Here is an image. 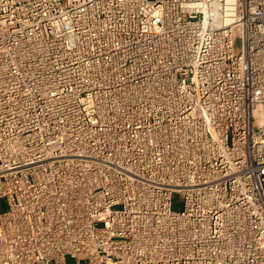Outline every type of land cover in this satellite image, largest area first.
Instances as JSON below:
<instances>
[{
  "label": "built area",
  "instance_id": "obj_1",
  "mask_svg": "<svg viewBox=\"0 0 264 264\" xmlns=\"http://www.w3.org/2000/svg\"><path fill=\"white\" fill-rule=\"evenodd\" d=\"M1 199L0 264H264V0H0Z\"/></svg>",
  "mask_w": 264,
  "mask_h": 264
},
{
  "label": "rangeland",
  "instance_id": "obj_2",
  "mask_svg": "<svg viewBox=\"0 0 264 264\" xmlns=\"http://www.w3.org/2000/svg\"><path fill=\"white\" fill-rule=\"evenodd\" d=\"M182 208V200L179 195H175L173 199V209L179 210ZM7 210V203L5 199L0 200V212H5Z\"/></svg>",
  "mask_w": 264,
  "mask_h": 264
},
{
  "label": "crops",
  "instance_id": "obj_3",
  "mask_svg": "<svg viewBox=\"0 0 264 264\" xmlns=\"http://www.w3.org/2000/svg\"><path fill=\"white\" fill-rule=\"evenodd\" d=\"M54 264V263H52ZM64 264H75V261L73 259H67Z\"/></svg>",
  "mask_w": 264,
  "mask_h": 264
}]
</instances>
